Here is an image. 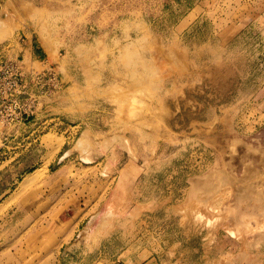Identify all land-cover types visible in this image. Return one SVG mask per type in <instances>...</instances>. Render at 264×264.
Here are the masks:
<instances>
[{"label":"rangeland","instance_id":"obj_1","mask_svg":"<svg viewBox=\"0 0 264 264\" xmlns=\"http://www.w3.org/2000/svg\"><path fill=\"white\" fill-rule=\"evenodd\" d=\"M24 41L57 83L0 152V264H264V0H0V65Z\"/></svg>","mask_w":264,"mask_h":264},{"label":"built area","instance_id":"obj_2","mask_svg":"<svg viewBox=\"0 0 264 264\" xmlns=\"http://www.w3.org/2000/svg\"><path fill=\"white\" fill-rule=\"evenodd\" d=\"M22 59L9 60L0 65V108L1 112L14 111L13 118L0 120V152L10 143L11 132L16 126L32 122L40 109V94L51 93L56 84V75L52 71L26 74ZM15 121L18 124H14ZM14 127L12 131L10 128Z\"/></svg>","mask_w":264,"mask_h":264},{"label":"crops","instance_id":"obj_3","mask_svg":"<svg viewBox=\"0 0 264 264\" xmlns=\"http://www.w3.org/2000/svg\"><path fill=\"white\" fill-rule=\"evenodd\" d=\"M27 49H29L30 51H32V53H35L36 52V49H39V47H36L34 45V42H32L31 44L29 43V41H24V42L20 43L19 52H20V54H23L24 57H25V54L27 52ZM13 131L16 134L17 133H21V132L24 133L26 131L29 132V133L30 132L35 133V132L38 131V128L36 127L35 123L29 122L28 124L26 123V124H22V125L16 126ZM15 137L17 138V135ZM24 140H25V138L22 141L24 142ZM15 144H17V145L19 144L18 140L15 142ZM18 147H19V145H18ZM18 147H16V148H18ZM18 149L20 150V148H18Z\"/></svg>","mask_w":264,"mask_h":264},{"label":"bare ground","instance_id":"obj_4","mask_svg":"<svg viewBox=\"0 0 264 264\" xmlns=\"http://www.w3.org/2000/svg\"><path fill=\"white\" fill-rule=\"evenodd\" d=\"M42 171H44V170L42 169ZM40 175H42V174H40ZM36 176L38 177L36 172L34 174L30 175V176L28 175V177L23 181L21 187L23 186V188H24V187L28 186L29 184H31L35 180Z\"/></svg>","mask_w":264,"mask_h":264}]
</instances>
